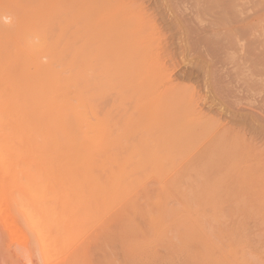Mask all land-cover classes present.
<instances>
[{
  "label": "rangeland",
  "instance_id": "obj_1",
  "mask_svg": "<svg viewBox=\"0 0 264 264\" xmlns=\"http://www.w3.org/2000/svg\"><path fill=\"white\" fill-rule=\"evenodd\" d=\"M100 2L144 16L169 85L198 110L136 115L108 95L121 129L138 121L79 166L74 264H264V0Z\"/></svg>",
  "mask_w": 264,
  "mask_h": 264
},
{
  "label": "bare ground",
  "instance_id": "obj_2",
  "mask_svg": "<svg viewBox=\"0 0 264 264\" xmlns=\"http://www.w3.org/2000/svg\"><path fill=\"white\" fill-rule=\"evenodd\" d=\"M100 1L0 0V264H74L89 213L78 172L138 121L121 129L108 95L135 114L198 110L169 85L144 16Z\"/></svg>",
  "mask_w": 264,
  "mask_h": 264
}]
</instances>
